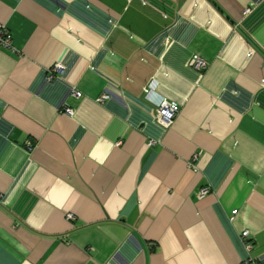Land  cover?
<instances>
[{
	"label": "crops",
	"instance_id": "crops-1",
	"mask_svg": "<svg viewBox=\"0 0 264 264\" xmlns=\"http://www.w3.org/2000/svg\"><path fill=\"white\" fill-rule=\"evenodd\" d=\"M0 22V264H264V0H0Z\"/></svg>",
	"mask_w": 264,
	"mask_h": 264
},
{
	"label": "built area",
	"instance_id": "built-area-1",
	"mask_svg": "<svg viewBox=\"0 0 264 264\" xmlns=\"http://www.w3.org/2000/svg\"><path fill=\"white\" fill-rule=\"evenodd\" d=\"M250 10L251 9L248 7L246 9V12H249ZM0 45L10 46V47L12 46V34L7 28L6 24L2 22H0ZM190 64L198 70H204L208 67V61L196 54L192 55L190 59ZM61 68L62 66L60 64H57L54 67V70L57 71V70H60ZM154 85H155V81H152L150 85L148 86V88L146 89L148 97ZM72 93L74 96H77V97H80L82 95V92L79 91L78 89H73ZM105 97L106 96L104 95L101 98V100ZM155 105H156L155 117H156L157 122L166 128L171 127V125L175 121V118L181 111L180 103L177 100L167 99L163 97L155 101ZM65 111L69 114H73L74 109H72L71 107H67ZM120 143L121 141L118 142V144ZM153 143L154 142L152 140L149 142L150 145H152ZM197 158H198V153L194 155L192 162H190V166L194 167L193 161H195ZM208 192H209V188L203 187L202 189H200L198 195L199 197H204ZM233 213L234 214L237 213V210H234ZM67 217L69 219H72L74 218V215L72 213H68ZM248 235H249L248 230L242 233L243 238H246ZM254 264H257V263H254Z\"/></svg>",
	"mask_w": 264,
	"mask_h": 264
}]
</instances>
